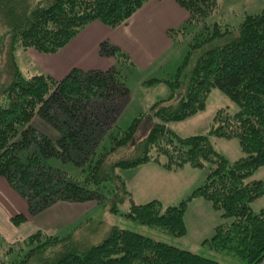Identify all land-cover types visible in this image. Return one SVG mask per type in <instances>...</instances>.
<instances>
[{
    "label": "trees",
    "instance_id": "1",
    "mask_svg": "<svg viewBox=\"0 0 264 264\" xmlns=\"http://www.w3.org/2000/svg\"><path fill=\"white\" fill-rule=\"evenodd\" d=\"M173 1L187 18L168 30V37L174 40L196 27L194 41L173 78L163 81L168 96L123 129L114 123L128 89L114 67L72 68L57 80L45 74L25 77L15 54L31 49L56 54L92 23L110 29L126 24L148 0H0V177L27 204V214L10 221L22 225L27 216L63 201L101 200L108 183L111 213L127 202L125 218L183 236L186 201L165 209L157 200L136 204L117 171L149 163L169 172L206 168L203 184L188 200H205L230 222L216 226L204 244L244 264H264V207L251 209L264 194V183L251 180L264 166V8L231 29L209 20L219 8L217 0ZM98 54L135 67L108 41L99 44ZM160 82L150 79L143 86ZM213 89L238 107L234 114L217 110L209 132L213 138L238 141L242 156L231 163L214 151L208 136L180 138L168 127L203 111ZM36 116L61 132L55 143L33 129ZM49 159L82 166L84 178L51 168ZM4 256L0 264H217L116 226L87 248L65 235L38 231L14 242Z\"/></svg>",
    "mask_w": 264,
    "mask_h": 264
},
{
    "label": "rangeland",
    "instance_id": "2",
    "mask_svg": "<svg viewBox=\"0 0 264 264\" xmlns=\"http://www.w3.org/2000/svg\"><path fill=\"white\" fill-rule=\"evenodd\" d=\"M217 2L219 8L209 18L210 22H217L231 29L238 27L245 16L257 14L264 8V0H217ZM162 24L160 23V25ZM164 26H167V23ZM156 28L157 26H155ZM176 28H179V26ZM196 32V27H190L185 31L184 36L178 35L173 40V46L168 48L159 58L157 57L147 69L141 70L132 67L128 63L120 65L116 59L112 58V61H114L111 63L112 67L119 71V75L128 89V95L120 100V114L114 125H118L123 129L128 127L132 120L145 112L150 105L168 96L169 90L163 81L173 78L178 67L184 61ZM65 49L62 48L56 54L50 55L40 54L32 49L17 51L15 58L20 73L25 77L45 74L53 79H60L71 70L68 66L73 64L75 59L81 58L86 51V47L82 50L78 47L68 48L67 51ZM73 51L75 55L69 57V52ZM58 54L66 59L65 65L59 68V73L49 75L48 70L54 68L57 61L56 55ZM98 55L96 49L92 54H89V57L95 59V57L99 58ZM129 60L131 61L130 58ZM83 62L93 63V60ZM111 65H105L104 68ZM150 79H158L162 82L154 86H143V83ZM219 109H227L228 113L234 114L237 112L238 107L224 93L213 89L207 97L206 107L203 111L183 121L170 123L168 127L180 138L208 136L214 151L231 163L242 156L238 141L236 139L226 140L209 136L212 119ZM31 126L37 132L48 137L52 143H55L61 136L59 130L53 128L38 116L33 118ZM47 164L61 173L74 177L76 180L84 178L85 173H81L82 166H77L71 162L62 163L57 159H49ZM85 164L83 163V167ZM206 173V168L195 169L190 166H185L179 172L169 173L151 163L134 169L117 171V174L126 181L127 189L130 190L136 204L157 200L165 209L168 206H175L182 201H186L183 216L186 233L183 236H173L165 230L143 226L125 218L122 213L128 208L127 202L121 206L118 205L120 209L117 214L111 213L112 201L108 193L110 185L107 183L104 187L105 191L101 190V195L104 197L101 200H91L83 203L59 202L35 216H27V222L19 226L13 225L9 222V219H6V217L4 219L3 215L0 214V258H5V251L14 242H20L38 231L45 236L65 235L69 242L74 240L80 247L87 248L101 242L107 236L111 227L116 226L214 260L217 264H244L241 260L223 252H217L208 244H204L205 240H209L213 236L216 226L230 222L228 219H223L221 212L214 209L205 200L200 198L188 200L192 191L203 184ZM251 180H260L264 183V166L253 174ZM25 205L22 213L27 214L26 202ZM263 207L264 194L251 203V209L254 212ZM69 232L72 233L71 236L68 235Z\"/></svg>",
    "mask_w": 264,
    "mask_h": 264
},
{
    "label": "crops",
    "instance_id": "3",
    "mask_svg": "<svg viewBox=\"0 0 264 264\" xmlns=\"http://www.w3.org/2000/svg\"><path fill=\"white\" fill-rule=\"evenodd\" d=\"M186 18L187 13L173 0H148L132 15L126 24L115 29H110L101 23L95 22L84 28L66 46L67 48L65 47L66 49L63 48V50L67 51L68 48L78 47L82 50L86 47V51L81 58L75 59L73 64L68 67L69 69L80 68L83 70H107L112 68L111 63L114 62L112 58H104L99 55V58L95 57V59L89 57V54H92L96 49L98 52L99 44L102 41H108L127 54L136 68L147 69L157 57L159 58L168 48L173 46L174 41L168 37L167 31L177 29V26L181 27L185 23ZM160 23L163 24L160 25ZM165 23H167V26H164ZM155 26H157L156 29ZM73 55H75L74 51L69 52V57ZM56 60L54 68L48 70L49 75L59 73V68L65 65L66 59L60 57L59 54L56 55ZM92 60L93 63L83 62ZM105 65L111 66L104 68ZM125 184L127 187L126 181ZM25 206L21 196L10 187L3 177H0V214L3 215L4 219L6 217L11 222V217L16 213H22Z\"/></svg>",
    "mask_w": 264,
    "mask_h": 264
},
{
    "label": "water",
    "instance_id": "4",
    "mask_svg": "<svg viewBox=\"0 0 264 264\" xmlns=\"http://www.w3.org/2000/svg\"><path fill=\"white\" fill-rule=\"evenodd\" d=\"M148 120H150V117L148 116Z\"/></svg>",
    "mask_w": 264,
    "mask_h": 264
}]
</instances>
